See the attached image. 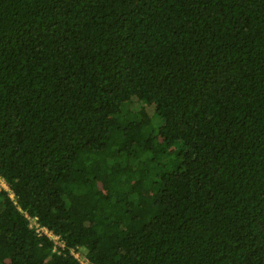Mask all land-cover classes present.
Listing matches in <instances>:
<instances>
[{"label":"trees","instance_id":"trees-1","mask_svg":"<svg viewBox=\"0 0 264 264\" xmlns=\"http://www.w3.org/2000/svg\"><path fill=\"white\" fill-rule=\"evenodd\" d=\"M0 177V264H264V0H0Z\"/></svg>","mask_w":264,"mask_h":264},{"label":"built area","instance_id":"built-area-1","mask_svg":"<svg viewBox=\"0 0 264 264\" xmlns=\"http://www.w3.org/2000/svg\"><path fill=\"white\" fill-rule=\"evenodd\" d=\"M0 190L6 191L8 193V195L10 196V198L14 199V194H13L12 190L9 188L7 182L2 177H0ZM26 216L30 219L29 227L31 229H34V232L38 236H45L53 243V251L54 250L56 251L58 248H64L65 242L61 238L60 235L56 234L55 232H53L49 228L42 226L37 221V219L31 218L29 215H26ZM71 252H72L73 256L78 260L79 264H93L92 262L87 260L84 256L80 255L78 251H75L72 249Z\"/></svg>","mask_w":264,"mask_h":264},{"label":"rangeland","instance_id":"rangeland-1","mask_svg":"<svg viewBox=\"0 0 264 264\" xmlns=\"http://www.w3.org/2000/svg\"><path fill=\"white\" fill-rule=\"evenodd\" d=\"M133 136H134V134H131V135L129 136V140H131V139L133 138Z\"/></svg>","mask_w":264,"mask_h":264}]
</instances>
